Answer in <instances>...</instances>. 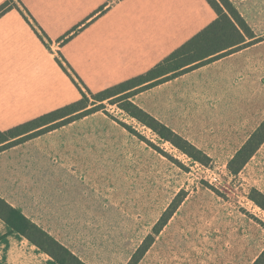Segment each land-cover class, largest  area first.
<instances>
[{
    "label": "crops",
    "instance_id": "1",
    "mask_svg": "<svg viewBox=\"0 0 264 264\" xmlns=\"http://www.w3.org/2000/svg\"><path fill=\"white\" fill-rule=\"evenodd\" d=\"M231 1L254 32L249 44L133 97L208 155L204 146L223 145L228 162L264 121V0ZM22 2L48 39L45 44L16 9L0 17L2 131L81 97L58 53L98 92L147 72L218 18L207 0ZM105 116L95 112L1 150L0 197L86 264H130L149 235L138 240L136 225L115 226L106 206V187L135 161L121 134L105 130ZM189 122H199L204 139ZM262 154L264 144L252 159ZM159 238L136 264H253L264 250L250 257L243 240L200 247L198 240ZM0 264L60 263L0 218Z\"/></svg>",
    "mask_w": 264,
    "mask_h": 264
},
{
    "label": "rangeland",
    "instance_id": "2",
    "mask_svg": "<svg viewBox=\"0 0 264 264\" xmlns=\"http://www.w3.org/2000/svg\"><path fill=\"white\" fill-rule=\"evenodd\" d=\"M21 1L0 0V13L11 5L22 7ZM57 57H60L59 53ZM107 107L117 119L131 125L184 165L180 166L105 116V130L116 132L119 136L121 134L125 150L131 152V161L133 157L135 161L131 169H120L117 180L114 179L116 181L113 185L106 187V206L114 210L115 226L136 225L138 240L153 235V227L162 214L176 195L185 190L188 194L185 201L164 232L154 235V238L161 236L159 240L186 243L198 240L200 247L231 239L243 240L248 243L250 257L264 248V211L247 197L250 187L256 186L264 190L263 154L260 159L255 156L241 175L235 177L227 169L229 154L225 152L223 145L207 144L203 147L210 151L215 160L211 167H207L181 153L116 105L108 103ZM158 113L160 114L159 109ZM182 124L187 128L185 122ZM198 125L199 122H189V130L204 139ZM206 183L219 189L224 197ZM248 213L255 218H251Z\"/></svg>",
    "mask_w": 264,
    "mask_h": 264
},
{
    "label": "trees",
    "instance_id": "3",
    "mask_svg": "<svg viewBox=\"0 0 264 264\" xmlns=\"http://www.w3.org/2000/svg\"><path fill=\"white\" fill-rule=\"evenodd\" d=\"M207 1L218 14V18L215 21L194 35L191 39L178 47L163 61L152 67L147 72L107 87L98 92H94L88 88L84 81L74 71L70 63L60 53V57H57V61L76 84L81 93V97L74 102L42 114L10 129L4 131L0 130V144H2L0 146V151L17 145L30 138L54 130L60 126L71 123L89 114L102 111L125 127L132 134L145 141L148 145L174 162H177L180 166H184L179 161L174 159L173 156L166 153L145 136L137 132L131 125L120 121L113 114H111L107 107V104L109 103L111 105H116L128 116L136 119L142 125L152 129L161 139L171 143L181 153L187 155L193 161L199 162L204 166L211 167L214 163V159L210 155L158 120L133 100V97L136 94L148 88L235 52L249 44L245 43L246 37L253 38L254 32L248 23L242 18L235 4L231 0ZM21 3L22 7L19 5L9 6L0 13V17L9 10H18L39 38L47 44V34L38 25L35 18L29 12L24 3L22 1ZM70 34L71 33H69V35ZM263 144L264 121L228 162L227 168L230 174L238 176ZM206 184L217 194L222 196L224 195L213 185H210L209 183ZM187 195L188 194L185 190L180 191L176 195L169 207L155 224L153 229L154 234H158L168 223ZM248 197L250 200L254 201L257 206L264 210V193L256 188H251ZM248 214L252 218H255L254 215H251L250 213ZM0 218L10 225L12 231H17L24 235L52 256L58 263L86 264L67 247L62 245L49 233L32 222L22 212L14 208L1 197ZM153 241L154 235H149L132 258L130 264H136L148 250ZM262 253H264V250ZM257 259L253 264H256Z\"/></svg>",
    "mask_w": 264,
    "mask_h": 264
},
{
    "label": "snow or ice",
    "instance_id": "4",
    "mask_svg": "<svg viewBox=\"0 0 264 264\" xmlns=\"http://www.w3.org/2000/svg\"><path fill=\"white\" fill-rule=\"evenodd\" d=\"M256 264H264V253L257 259Z\"/></svg>",
    "mask_w": 264,
    "mask_h": 264
}]
</instances>
